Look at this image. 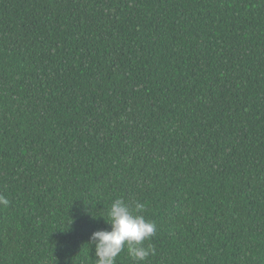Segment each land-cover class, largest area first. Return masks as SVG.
<instances>
[{"label":"trees","instance_id":"trees-1","mask_svg":"<svg viewBox=\"0 0 264 264\" xmlns=\"http://www.w3.org/2000/svg\"><path fill=\"white\" fill-rule=\"evenodd\" d=\"M0 264H264V0H0Z\"/></svg>","mask_w":264,"mask_h":264}]
</instances>
